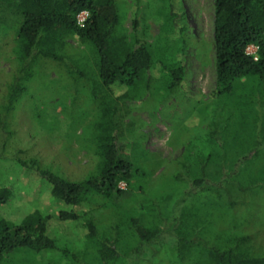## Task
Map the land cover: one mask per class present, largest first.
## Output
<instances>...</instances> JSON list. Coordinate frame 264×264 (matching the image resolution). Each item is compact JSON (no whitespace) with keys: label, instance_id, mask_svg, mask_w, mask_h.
Returning a JSON list of instances; mask_svg holds the SVG:
<instances>
[{"label":"rangeland","instance_id":"rangeland-1","mask_svg":"<svg viewBox=\"0 0 264 264\" xmlns=\"http://www.w3.org/2000/svg\"><path fill=\"white\" fill-rule=\"evenodd\" d=\"M116 2L119 33L125 32L132 41L133 23L137 21L136 36L149 45L155 61L139 89H131L129 96L120 101L123 110L116 118L118 146L123 159L132 165L134 176L128 185L125 182L124 193L100 195L89 207L96 210L93 211L99 233L96 240L76 236L79 232L75 229L65 232L62 224L55 223L52 231L59 251L37 253L20 249L7 257L6 264L76 263L62 251L76 256L79 264H103L97 255V244L101 241L116 244L118 256L111 264H188L190 254L195 259L205 255L200 247L205 248L206 243L223 245L225 237L233 234L252 236L254 248L264 253L263 190L239 191L238 187L249 183L248 177L220 187L221 176L216 174L219 162L214 157L217 147L206 138L217 105L215 0ZM173 14L178 18L177 26L183 27V34L172 25L169 17ZM0 15L1 108L17 71L15 48L20 26L12 12ZM68 43L72 50L84 53L87 76L71 75L65 65H39L26 91L19 93L10 126L13 137L6 153L23 160L35 159L59 177L80 182L94 173L99 162L88 146L94 134L88 126L100 118L98 100L93 95L99 79L93 51L78 37L69 38ZM177 62L185 66V79L171 91L169 69L165 70L163 65L171 68ZM232 146L235 148L232 154L239 153L237 144ZM210 153L213 160L206 162L203 174L197 157L201 155L205 162ZM259 171L255 169L253 174L258 175ZM7 175L17 180L12 172ZM18 175L23 201L19 200L20 209L15 213L2 212L6 220L16 223L32 210L53 212L59 208L49 204V187L40 178L33 174ZM194 180H205L209 188L198 186L190 197ZM192 209L193 215L196 214L195 227L200 228V233H195L200 246L193 253L184 249L178 257L183 214ZM133 220L150 233L156 230L157 235L150 243L145 242L148 245L142 246L139 235H134L132 230L137 229L132 227ZM219 237L222 242H216Z\"/></svg>","mask_w":264,"mask_h":264},{"label":"trees","instance_id":"trees-1","mask_svg":"<svg viewBox=\"0 0 264 264\" xmlns=\"http://www.w3.org/2000/svg\"><path fill=\"white\" fill-rule=\"evenodd\" d=\"M9 11L17 16L20 27L15 48L17 71L8 87L6 102L0 108V264H6L7 257L20 249L37 253L59 251L52 231L55 223L62 224L65 232L75 229L80 238L97 239L99 233L93 213L96 210L89 207L100 195L110 197L124 193L119 188L120 183L128 185L134 176L133 167L123 159L117 142L116 118L123 110L120 101L129 96L131 89H139L155 63L149 45L136 36L137 21L133 23L132 41L125 32L119 33L116 0H0V14ZM82 12L89 13L84 27H80L77 20ZM169 19L183 34L184 29L177 26L175 14ZM71 37H78L93 51L99 79L93 95L98 100L100 118L88 126L94 131L88 146L99 162L94 173L80 182L59 177L35 159L23 160L6 153L13 137L10 126L19 93L26 91L39 65H65L69 74L87 76L84 53L72 50L68 43ZM215 46L217 90L214 99L217 105L206 138L217 147L214 157L217 156L219 162L216 172L221 176L219 185L248 177L249 183L238 187L239 191L258 188L264 192V0H215ZM251 46L258 48L257 60L247 54ZM163 68L169 69L168 89L174 91L185 79V66L177 62L171 68L164 64ZM233 143L239 148L237 154H232ZM212 158L211 153L204 158L205 162L201 155L197 157L203 174L206 162ZM255 169L260 170L258 175L253 174ZM8 172L17 180L18 174L40 178L49 187V204L59 205V208L53 212L32 210L16 223L6 220L2 212L15 213L20 209L19 200L23 201L17 180H11ZM194 182L190 197L198 186L209 188L205 180ZM195 215L193 209L183 214L184 218L181 214L183 241H178V257L184 249L191 252L200 246L195 234L200 233V228L194 224ZM132 227L137 229V232L132 231L136 237L139 235L142 246L157 235L156 230L150 233L136 220L132 221ZM221 237L219 241L215 239L216 242H222ZM206 244L205 248H199L205 255L195 259L190 254L188 264H264V253L254 248L252 236L233 234L225 237L223 245ZM97 245L99 263L111 264L117 259L115 243L111 246L101 241ZM62 253L79 264L76 256L67 251Z\"/></svg>","mask_w":264,"mask_h":264},{"label":"built area","instance_id":"built-area-1","mask_svg":"<svg viewBox=\"0 0 264 264\" xmlns=\"http://www.w3.org/2000/svg\"><path fill=\"white\" fill-rule=\"evenodd\" d=\"M88 17H89L88 12H82L81 14H79L77 17L78 25L80 27H84L85 22L88 19ZM254 49H256L257 51H255ZM252 50H254V51H252ZM256 53L258 55V48L254 47V46H251L247 49V54L253 56L255 58V60L258 59V56L255 55ZM119 188L121 190H125L126 189V183H120Z\"/></svg>","mask_w":264,"mask_h":264}]
</instances>
